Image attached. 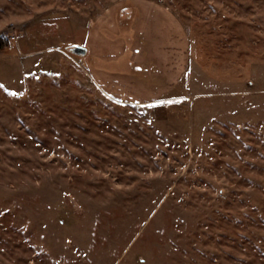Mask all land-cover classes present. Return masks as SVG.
Returning <instances> with one entry per match:
<instances>
[{
    "label": "rangeland",
    "instance_id": "1",
    "mask_svg": "<svg viewBox=\"0 0 264 264\" xmlns=\"http://www.w3.org/2000/svg\"><path fill=\"white\" fill-rule=\"evenodd\" d=\"M143 1L0 0V264H264V0H154L186 70L126 102L70 48Z\"/></svg>",
    "mask_w": 264,
    "mask_h": 264
},
{
    "label": "crops",
    "instance_id": "2",
    "mask_svg": "<svg viewBox=\"0 0 264 264\" xmlns=\"http://www.w3.org/2000/svg\"><path fill=\"white\" fill-rule=\"evenodd\" d=\"M139 6L141 13L136 20L135 29L138 36L150 41V47L144 50L143 46L138 44L137 49L131 51L130 59L137 63H146L150 61L148 54L151 55L154 61L152 62L164 76L165 83L147 84L127 71L115 67L118 61H122L124 52V41L121 37L109 39L101 31L92 29L94 43L90 42L88 48L90 55L95 57L93 62L90 61L93 65H89L92 68L91 75L101 90L121 101L140 103L160 99L184 75L188 58V37L184 26L168 7L154 0H145L140 2ZM131 16L132 14L129 17ZM176 29L182 31L181 35L183 33L182 38L185 37L187 46V53L180 63L181 70L177 74L171 72L166 41L170 37L167 33Z\"/></svg>",
    "mask_w": 264,
    "mask_h": 264
},
{
    "label": "trees",
    "instance_id": "3",
    "mask_svg": "<svg viewBox=\"0 0 264 264\" xmlns=\"http://www.w3.org/2000/svg\"><path fill=\"white\" fill-rule=\"evenodd\" d=\"M137 7V13L136 15H134L133 21H136L139 18V15L141 13V8L139 5H136ZM130 46L125 48V51L122 55V63L117 64L115 67L117 69H121L124 71H127L128 73L138 76L140 79H142L144 82H146L147 84H163L165 83V79L164 76L162 75V73L158 70V68L154 65L151 64V66L153 68H155L158 71V74H149V69L147 68V65L145 63H137L134 62L130 59V53L132 51V47H133V43L134 40L129 39L127 41ZM2 42H0L1 44ZM87 48V45H85ZM88 53L89 55V49L87 48L86 54Z\"/></svg>",
    "mask_w": 264,
    "mask_h": 264
},
{
    "label": "water",
    "instance_id": "4",
    "mask_svg": "<svg viewBox=\"0 0 264 264\" xmlns=\"http://www.w3.org/2000/svg\"><path fill=\"white\" fill-rule=\"evenodd\" d=\"M70 51L76 55H84L87 51V48L84 45L76 44L70 48Z\"/></svg>",
    "mask_w": 264,
    "mask_h": 264
},
{
    "label": "snow or ice",
    "instance_id": "5",
    "mask_svg": "<svg viewBox=\"0 0 264 264\" xmlns=\"http://www.w3.org/2000/svg\"><path fill=\"white\" fill-rule=\"evenodd\" d=\"M0 87H3V85H0ZM162 103H173V101H163ZM151 106V105H149Z\"/></svg>",
    "mask_w": 264,
    "mask_h": 264
}]
</instances>
